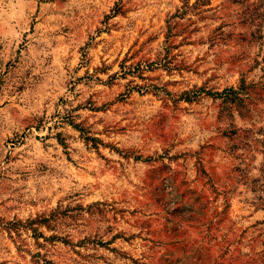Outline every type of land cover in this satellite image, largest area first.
I'll return each mask as SVG.
<instances>
[{"label":"rangeland","instance_id":"1","mask_svg":"<svg viewBox=\"0 0 264 264\" xmlns=\"http://www.w3.org/2000/svg\"><path fill=\"white\" fill-rule=\"evenodd\" d=\"M0 264H264V0H0Z\"/></svg>","mask_w":264,"mask_h":264}]
</instances>
